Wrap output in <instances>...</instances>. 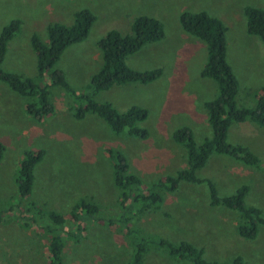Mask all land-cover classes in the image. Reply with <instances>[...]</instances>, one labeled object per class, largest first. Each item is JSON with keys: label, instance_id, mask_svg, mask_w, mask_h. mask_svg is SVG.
Here are the masks:
<instances>
[{"label": "rangeland", "instance_id": "1", "mask_svg": "<svg viewBox=\"0 0 264 264\" xmlns=\"http://www.w3.org/2000/svg\"><path fill=\"white\" fill-rule=\"evenodd\" d=\"M246 5L261 8L263 0H0V29L11 19L20 21L1 67L35 81L31 34L46 43L47 24L68 25L74 11H91L95 19L85 39L65 48L54 65L62 70L77 95L87 91L90 75L101 64L96 41L105 31L115 29L129 34L130 23L137 15L156 18L164 31L163 39L142 47L127 59L134 69L159 68L162 76L147 83L114 84L93 96L97 101L110 102L119 112L131 105L145 108L147 117L138 123L148 132L144 139L113 133L93 114L75 119L70 107L83 100H75L60 86L49 88L53 113L35 122L23 109L24 98L0 81V264H51L47 248L50 234L41 228L42 220L38 221L33 210L25 211L29 201L65 218L60 227L65 264H128L130 238L119 222L107 225L102 220L87 219L80 234L71 236L65 233L75 230L69 211L84 199L95 202L103 216L117 213V190L111 178L115 153L124 156L128 172L137 176L142 186H148L186 166L183 146L171 138L173 130L188 126L196 143L210 135L206 113L199 108L214 98L217 87L213 80L199 75L200 62L205 60L199 45L180 38V31L189 35L179 25L181 12L203 11L221 20L228 49L226 61L238 82L235 103L254 106V96L264 84V56L258 52L259 47L263 49L259 38L245 31L242 9ZM41 82H47L46 76ZM239 127L247 135L239 136L237 130H232L230 139L255 152L260 167L211 154L196 175L210 179L221 196L246 185L244 204L259 208L264 216V127ZM25 149H42L44 153L34 166L30 194L20 198L14 176ZM155 190L162 195L159 207L136 214L129 222L143 234L173 242L187 240L201 249L207 260L228 261L240 255L244 264H264V226H257L252 239L238 236V214L211 206L205 182H180L172 191ZM143 264L185 263L152 246Z\"/></svg>", "mask_w": 264, "mask_h": 264}, {"label": "trees", "instance_id": "2", "mask_svg": "<svg viewBox=\"0 0 264 264\" xmlns=\"http://www.w3.org/2000/svg\"><path fill=\"white\" fill-rule=\"evenodd\" d=\"M242 13L245 18L246 32L257 36L264 47V0L261 8L246 5ZM72 17V23L68 25L60 22L47 24L46 43L42 42L36 34H31L29 44L35 56L36 81L1 67L7 43L19 31L20 21L11 19L3 25L0 29V81L24 98L23 109L35 122L53 113L54 106L49 100V88L60 86L75 100H83L81 104L70 107L75 119H81L87 113L93 114L102 119L113 133L124 132L136 138H146L148 132L138 125L147 117L145 108L131 105L119 112L110 102L97 101L93 96L114 84L147 83L160 75L159 68L137 70L128 66L125 59L142 46L162 39L164 36L162 24L152 16L137 15L130 23L129 34H121L115 29L105 31L96 41L101 64L90 75L89 82L85 86L87 91L77 95L68 85L62 70L54 65L65 48L85 39L95 17L87 8L74 11ZM178 22L184 32L197 37L205 44V60L199 74L212 79L217 87L214 98L203 103L210 135L196 143L188 126L173 130L171 138L183 146L186 166L177 170L174 175H167L151 182L148 186H142L140 179L128 172L124 156L115 153L116 161L112 167L111 178L117 190V213L112 216H103L95 202L79 199L69 211L75 230L73 232L65 230V233L71 236L80 234L87 219H94L95 222L102 220L101 222L107 225L119 222L123 232L130 238L131 253L128 264H143L145 255L152 246L164 251L169 257L184 261L185 264H244L240 255H235L228 261L207 260L202 250L187 240L180 239L173 242L160 236H148L129 223L133 217L137 216L136 214L159 207L162 195L155 189L172 191L180 182H205L211 206H221L238 214L235 225L238 236L252 239L257 233V226L259 224L264 226V216L261 215L260 209L244 204L246 185H240L230 195L221 196L218 195L210 179L199 178L196 175V171L205 165L211 154L226 155L246 165L260 167V159L254 152L244 145L229 143L226 136L228 127L232 123L250 120L264 127V85L254 96V106L250 108L237 106L234 97L238 83L226 61L225 27L221 20L203 11H183L178 16ZM44 76L47 82L42 83L41 79ZM2 152L3 145L0 143V159ZM43 153L42 149L22 150L14 176L15 189L20 198L30 194L34 179L33 169L41 160ZM24 209L25 211L33 210L39 218L38 221L42 220L41 228L50 234L47 243L50 263L65 264L62 256L63 231L60 228L65 222L63 215L43 209L33 201L27 202ZM23 224L25 225V222Z\"/></svg>", "mask_w": 264, "mask_h": 264}, {"label": "crops", "instance_id": "3", "mask_svg": "<svg viewBox=\"0 0 264 264\" xmlns=\"http://www.w3.org/2000/svg\"><path fill=\"white\" fill-rule=\"evenodd\" d=\"M246 31V30H245ZM247 33V32H246ZM248 34V33H247ZM251 35V34H250ZM190 34L189 35H185V34H183V33H181V31H180V38L181 39H184V40H186L188 43H190V44H193V45H199V49L201 50V56H205V44H204V42L203 41H201L200 39H194L195 38V36H190ZM253 36H255V35H253ZM164 38V37H163ZM162 38V39H163ZM197 38V37H196ZM200 40V41H199ZM154 43V42H153ZM153 43H149V44H146V45H144V46H147V45H150V44H153ZM251 43H255V42H249V44H251ZM262 43V42H261ZM244 44H246V45H248V43H244ZM7 45H8V43H7ZM144 46H142V47H144ZM141 47V48H142ZM140 48V49H141ZM139 49V50H140ZM137 52V51H136ZM136 52H134V53H136ZM258 52H259V54H261V55H263L264 56V47H263V49H261L260 47L258 48ZM6 53V52H5ZM100 53V52H99ZM134 53H132V54H134ZM132 54H130V55H128V56H131ZM204 54V55H203ZM227 54H228V49H227V51H225V57H226V59H228L227 58ZM128 56L126 57V59H125V62H126V64L128 65V66H130V67H132L131 65H130V63H129V61H127V59H128ZM203 58V57H202ZM200 63H202V65H203V63H204V61H201ZM201 65V66H202ZM132 68H135V67H132ZM137 68V67H136ZM200 75V74H199ZM160 76H162V72L160 73V75L158 76V78L160 77ZM202 77V76H201ZM157 78V79H158ZM203 78H206V77H203ZM208 79H210V78H208ZM212 80V79H211ZM237 80V79H236ZM238 83V82H237ZM264 85V84H263ZM263 85H261V86H263ZM4 93L7 95V91L6 90H4ZM3 94H2V90L0 89V97L2 96ZM240 107H247V108H250V107H252V106H249V105H247V106H240ZM192 111H196L195 110V108L192 110ZM199 111H201V112H204L205 110H204V108H203V106L201 105L200 106V108H199ZM206 113V112H205ZM239 124H245V125H247V126H249V127H252V126H254L255 127V123H253L252 121H250V120H245V121H242V122H239V123H232V124H230L229 125V127H228V130H227V136H226V138H227V141L229 142V143H232L233 142V144H241V145H244L243 143H238V142H236L235 140H231L230 138V134H231V131L232 130H237V133H240L241 135H239V136H242V135H247V132L241 127H239ZM254 124V125H253ZM208 126H209V124H208ZM258 126V125H257ZM260 127V126H259ZM255 128H257V127H255ZM231 142H230V141ZM244 146H246V145H244ZM246 147H248V146H246ZM255 153V152H254Z\"/></svg>", "mask_w": 264, "mask_h": 264}]
</instances>
